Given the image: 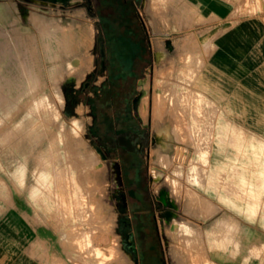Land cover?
<instances>
[{"label":"rangeland","instance_id":"rangeland-1","mask_svg":"<svg viewBox=\"0 0 264 264\" xmlns=\"http://www.w3.org/2000/svg\"><path fill=\"white\" fill-rule=\"evenodd\" d=\"M122 17L150 46L130 111L149 139L136 149L115 121L114 157L92 125L111 86L95 67ZM248 19L264 0H0V264H264V106L216 65ZM93 73L98 92L68 106ZM152 205L159 234L135 217Z\"/></svg>","mask_w":264,"mask_h":264},{"label":"trees","instance_id":"trees-1","mask_svg":"<svg viewBox=\"0 0 264 264\" xmlns=\"http://www.w3.org/2000/svg\"><path fill=\"white\" fill-rule=\"evenodd\" d=\"M97 13V11H96ZM115 15V14H114ZM114 17V16H113ZM111 18V17H110ZM113 19V18H111ZM116 19H118V16L116 17ZM100 22L101 19L99 18ZM121 31L122 29L125 30L124 34H121V41H119V39H117L114 43H107L109 45V47L112 49V52L117 51L120 55L125 56V58L127 59L126 61L121 62V68L118 70H113L112 72V79L111 82H105L103 84V86L108 85L111 83V86H108L105 89V93L103 94V97L100 96L99 99H101L103 101V105L101 106V113L103 116L102 118H104L101 122V120L97 117H95V120L93 122V129H97L98 132H100L102 134V143H104L108 149V153L114 157H121L120 154L122 153V149L121 147H119L118 143V138H116L115 136L112 135V125H114L115 120L113 119V117H111V110L107 109V104L109 103V101H111V98H113V94L115 95V99L119 100L120 102H129L131 103V97L132 95L134 96L136 94V88H135V80H136V76L138 74H140L142 71V68L140 71H138V66L141 64L142 66L145 65L146 63L149 62V59L144 63L143 60L140 62L138 58L139 54L144 55L148 49L146 48V45L143 43V41L141 42V39L138 37V29L133 28L132 24L129 22V20L125 19L124 17H122L121 19ZM112 23V20H109ZM102 39V33L98 34V39ZM119 41V42H118ZM147 49V50H146ZM114 55V54H112ZM133 56L136 57L137 61H136V70L132 71L128 68L129 63L127 62L128 59H131ZM143 58V57H142ZM139 62V63H138ZM143 62V63H142ZM131 74V80L125 78V74ZM94 76V74H90L86 77V79L83 80L82 84L80 85L79 88H75V87H71V88H67L65 91V95H66V99H67V105L69 106L70 104H72V106L77 105L80 101L84 100L85 94H87V89L89 87L91 88H95L97 89V86L93 83V80L91 81L90 78H92ZM130 87V88H129ZM96 97H99L98 95ZM88 103H93L94 102V98L90 97L88 98ZM97 102V101H96ZM95 102V103H96ZM96 104H99L98 102ZM73 109V108H72ZM93 109L98 110V106H95V104L93 105ZM72 111V110H71ZM118 119H122V123L121 125L123 126L122 131H121V137L123 138H128L130 135L134 134L136 137H138V139L135 140L134 142V147L136 149H138L137 147V143L138 140L141 138L142 135H146L145 141L140 140V142L142 144H144V142H148V132L146 129H144L141 125L140 122L138 121L137 118H135L133 115H131L129 112L125 115H123V113H118L117 114ZM108 125V126H107ZM111 126V127H110ZM98 148V147H97ZM145 189V196L148 199L151 200V198L149 197V194ZM134 199L136 201L141 199L136 195H134ZM153 208V205L150 208H147V210H150V213L148 214L147 212H145L143 215V221L140 222V225H143L144 227L148 226V222L147 217L151 216L153 218V216L155 215L154 211L151 212V209ZM145 216V217H144ZM122 220V225L125 228H128L130 226V221L126 218V219H120ZM155 225H156V221L153 218Z\"/></svg>","mask_w":264,"mask_h":264},{"label":"crops","instance_id":"crops-1","mask_svg":"<svg viewBox=\"0 0 264 264\" xmlns=\"http://www.w3.org/2000/svg\"><path fill=\"white\" fill-rule=\"evenodd\" d=\"M221 38L222 44L216 48L221 52L217 58L216 65L233 82L239 83L241 88L255 94L260 100L258 104L264 106V23L260 19L242 21L236 24L234 28L227 30ZM216 49L215 52L217 51ZM136 61L135 56L128 59L130 73L136 70ZM151 62L149 59V62L142 66V72L136 76L135 88L136 81L144 75L146 67ZM229 94H231L230 90ZM248 104L242 97L239 102L234 104L236 105L234 109L239 110V115H241L239 119H233L230 114V119L235 122V126L248 125L247 113H245V111L249 110ZM228 105L226 103L224 109L229 111ZM234 105H232L231 109H233ZM202 191V189L198 190L200 193ZM209 200L211 201V199Z\"/></svg>","mask_w":264,"mask_h":264},{"label":"flooded vegetation","instance_id":"flooded-vegetation-1","mask_svg":"<svg viewBox=\"0 0 264 264\" xmlns=\"http://www.w3.org/2000/svg\"><path fill=\"white\" fill-rule=\"evenodd\" d=\"M46 1L49 2L48 0H46ZM98 44L100 45V51L98 53L99 61H98V65L95 68H98V70L100 71L101 74H103V73L106 74L105 79L102 80V83H101V85L103 86V84L105 82H111L112 75H113L112 74L113 70H118L119 71V69L121 68V62H123L126 58H125V56L120 55L117 51L112 52V49L109 47V45L106 42H104L102 39H99L98 40ZM146 48L149 49L150 46L147 44V47ZM112 54H114V55H112ZM137 59H139L140 62L142 61V57H141L140 54H139V56H138ZM93 74H94V76H97L98 75L96 73H93ZM124 77L127 78V79H129V80H131V78H130L131 77V74H128L127 73ZM93 83L95 84V81H93ZM98 90L99 89H95V92H98ZM99 93L98 94L97 93L96 94H93L94 96H90V97L95 98L97 95H99ZM100 95H103V93H101ZM133 99H134V97L132 98V102L131 103H129L127 101L126 102L125 101L124 102H120L119 100H116L115 99V95L113 94V98H111V101H109V103L107 104V106H108L107 109L115 112V115L116 116H117V114L119 112L120 113H123V115H125L128 112L130 113V111L132 110ZM89 104L92 107L91 110H94L93 109V105L94 104H95V106H98L99 105V104H96L95 102L89 103ZM133 116L135 118H137L135 115H133ZM115 121L118 122L119 124H121L123 120L117 118ZM161 201L163 202V200H161ZM148 211H150V210H144V213L145 212H148ZM135 217H137V218L138 217L143 218V215L140 214V215H137ZM153 218L156 221V215H154ZM129 221H130V224L132 225L133 236H134V241H135L136 226H135V221H134V217H133L132 214H131V219ZM156 228H157V231H158L157 221H156ZM158 234H159V231H158Z\"/></svg>","mask_w":264,"mask_h":264},{"label":"bare ground","instance_id":"bare-ground-1","mask_svg":"<svg viewBox=\"0 0 264 264\" xmlns=\"http://www.w3.org/2000/svg\"><path fill=\"white\" fill-rule=\"evenodd\" d=\"M71 65H72L73 67H75L77 64L71 62ZM201 139H202V138H201ZM55 183H56V182H55ZM193 196H195L194 193H193ZM191 197H192V196H191ZM116 239H117V240H115V241H116L117 243L115 242V244H118V243H119V237H117ZM105 242H106V241H105ZM113 242H114V241H113ZM113 244H114V243H113ZM109 249H110V248H109ZM109 249H108V251H109ZM112 250H116L117 254L121 252V249H120L119 246H118V247L113 246V248L111 249V251H112ZM111 251H110V253H111ZM112 252H113V251H112ZM116 252H115V253H116ZM91 254H92V253H91ZM103 254H104V253H103ZM110 255H111V254H110ZM110 255H109V257H110ZM100 256H101V255H100ZM104 256H105V255H104ZM111 256H112V255H111ZM113 256H114V255H113ZM102 257H103V256H102ZM103 258H104V257H103ZM102 262H103V260H102ZM102 262H101V263H102ZM104 262H105V261H104ZM104 262H103V263H104ZM191 263H192V262H191ZM61 264H62V263H61ZM127 264H134V263H133V261H131V263H127ZM188 264H189V263H188Z\"/></svg>","mask_w":264,"mask_h":264},{"label":"water","instance_id":"water-1","mask_svg":"<svg viewBox=\"0 0 264 264\" xmlns=\"http://www.w3.org/2000/svg\"><path fill=\"white\" fill-rule=\"evenodd\" d=\"M48 1H51V2H62V3H68L70 2L71 0H48ZM167 44L168 45H172V42L170 40L167 41Z\"/></svg>","mask_w":264,"mask_h":264}]
</instances>
